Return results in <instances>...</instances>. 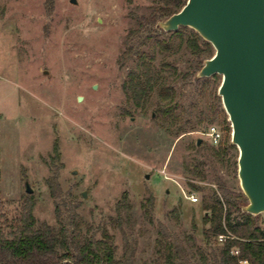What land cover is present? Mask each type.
<instances>
[{"label":"rangeland","instance_id":"1","mask_svg":"<svg viewBox=\"0 0 264 264\" xmlns=\"http://www.w3.org/2000/svg\"><path fill=\"white\" fill-rule=\"evenodd\" d=\"M156 6V0H0V229L7 237L31 205L38 223L57 227L58 214L63 222L75 214L83 231L90 226L99 237L106 228L117 258L121 222L136 243L134 264H155L159 223L204 245L201 200L211 188L221 194L215 177L242 192L239 152L218 95L222 76H193L200 62L184 45L157 50L154 63L170 64L164 74L182 94L180 104H196L208 120L170 133L155 113L157 93L143 108L121 112L129 109L122 84L135 62L121 55L138 19ZM166 37L156 32L148 44ZM211 127L220 133L218 144L205 135ZM198 138L201 147L188 148ZM212 148L224 151L215 156ZM195 165L204 178L191 173Z\"/></svg>","mask_w":264,"mask_h":264},{"label":"trees","instance_id":"2","mask_svg":"<svg viewBox=\"0 0 264 264\" xmlns=\"http://www.w3.org/2000/svg\"><path fill=\"white\" fill-rule=\"evenodd\" d=\"M148 15L138 19V29L129 34L128 44L122 52L124 60L135 58L122 84L129 109H122L123 114H130L131 109L143 108L154 93L159 99L155 113L167 124L172 134H180L208 120L196 104L183 106L180 104L181 93H178L164 74V68L170 64L160 62V68L154 63L156 51L169 53L178 42V47L185 46L200 65L192 72L199 71L205 59L214 54L212 45L205 41L196 31L189 27H179L176 31H164L158 22L178 12L186 0H156ZM151 25L153 29H147ZM146 31L145 35H135ZM156 32L167 37L156 40L149 46ZM135 35V37H134ZM133 37V38H132ZM133 41V42H130ZM148 48V50H144ZM173 74L177 68L172 67ZM189 73L181 74L186 78ZM199 80V78H196ZM201 145L191 142L188 148L199 149ZM223 148L213 149L215 156H220ZM192 174L204 178L199 166L195 165ZM221 194L211 188V192L202 196L201 208L206 211L202 223L204 245L198 244L191 234L180 236L159 223L155 239V264H238V257L231 253L232 248L239 250V257H246L253 264H264V229L261 226L260 214L253 215L243 211L247 204L246 197L240 191L227 188L224 181L215 177ZM198 191L202 187L189 183ZM152 203H150L151 205ZM148 212V208H145ZM235 212L238 219H232ZM73 214L66 222L59 219L54 227L46 222L38 223L32 214V206H28L21 214L18 223L10 232V237L0 229V264H134L136 243L129 239L126 231L118 224L123 238L122 253L116 257L117 246L113 235L106 229L100 230L97 237L90 226L83 231L82 222ZM226 234L233 236L225 242L218 243L217 236Z\"/></svg>","mask_w":264,"mask_h":264},{"label":"water","instance_id":"3","mask_svg":"<svg viewBox=\"0 0 264 264\" xmlns=\"http://www.w3.org/2000/svg\"><path fill=\"white\" fill-rule=\"evenodd\" d=\"M159 26L164 31L189 27L213 46L214 54L204 60L197 76H222L218 95L239 152L237 174L248 201L243 211L263 213L264 0H186ZM25 186L32 193L27 181Z\"/></svg>","mask_w":264,"mask_h":264},{"label":"built area","instance_id":"4","mask_svg":"<svg viewBox=\"0 0 264 264\" xmlns=\"http://www.w3.org/2000/svg\"><path fill=\"white\" fill-rule=\"evenodd\" d=\"M205 135L208 137V139L210 138V140L213 142V144H216V143L218 144V142L220 140V133L216 130V128L211 127L210 130L205 133ZM189 199L192 202H196L198 200L197 196H195L194 193H191L189 195ZM261 226L264 229V220L262 221ZM227 238H233V236H229V235H226V234H220V235L217 236V241H218V243L221 244V243L225 242ZM231 253L234 256L238 257V259H237V263L238 264H253L252 262H250V260H248V258L239 257L240 253H239L238 249L232 248L231 249Z\"/></svg>","mask_w":264,"mask_h":264}]
</instances>
